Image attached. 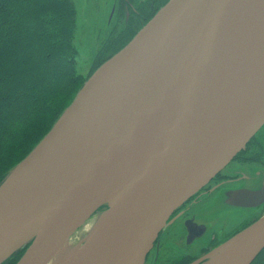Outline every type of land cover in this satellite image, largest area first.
<instances>
[{
  "label": "water",
  "instance_id": "95a60500",
  "mask_svg": "<svg viewBox=\"0 0 264 264\" xmlns=\"http://www.w3.org/2000/svg\"><path fill=\"white\" fill-rule=\"evenodd\" d=\"M263 126L264 0H169L0 182V264L21 250L15 264H47L104 202L69 264H146L175 210ZM255 192L228 195L254 206ZM263 248L264 213L190 264H250Z\"/></svg>",
  "mask_w": 264,
  "mask_h": 264
},
{
  "label": "trees",
  "instance_id": "16d2710c",
  "mask_svg": "<svg viewBox=\"0 0 264 264\" xmlns=\"http://www.w3.org/2000/svg\"><path fill=\"white\" fill-rule=\"evenodd\" d=\"M75 16L72 0H0V182L84 82L75 66ZM63 73L52 85L51 76ZM14 100L20 101L11 115L5 109Z\"/></svg>",
  "mask_w": 264,
  "mask_h": 264
},
{
  "label": "flooded vegetation",
  "instance_id": "af4514ba",
  "mask_svg": "<svg viewBox=\"0 0 264 264\" xmlns=\"http://www.w3.org/2000/svg\"><path fill=\"white\" fill-rule=\"evenodd\" d=\"M94 1L97 2V0ZM168 1L165 0L160 4L162 0H121V15L125 16L126 14L129 17L125 24V27H127L119 36L114 37V35H111L109 37L111 40L105 42L101 53L113 55L120 50ZM114 4H111V16L116 10ZM143 4H148V8L143 6ZM109 5L108 2L107 7ZM105 47L109 50L106 53L103 51ZM101 53L99 55L100 63H103L111 56L101 58ZM263 130L264 126L260 130L261 134L252 136L247 142L246 147L241 149L232 159L231 163L233 161L238 162L240 166H244V170L232 168L231 172H223L224 169L217 172L206 185L184 201L175 210L173 214L175 217L174 221L166 229L164 238L161 239L163 236V232L161 231L162 233L160 232V236L156 239V244L160 248H163L164 251L156 252V254L154 251L151 254L150 251L147 254L146 261H148L149 257H152L153 261L156 258L154 264H190L198 259L200 255H197L199 253L209 252L212 247L224 243L233 235L256 221L264 213V200L258 203L263 197L261 194L263 192L261 190L264 189L263 171L260 167L256 169L255 174L249 172L255 169L258 163L264 168ZM239 188L255 190V194H247L248 197L244 201L258 204L245 206L233 203L239 202L240 198L237 194L231 197L228 195V192ZM222 202H226L228 209L224 208L219 211ZM248 208L258 209L261 214H257L256 212L249 214L245 211ZM243 210L244 212H242ZM224 211L229 212L230 220H222V213ZM210 214L213 215L212 218H209ZM218 216L221 217L219 221L217 220ZM233 220H235L234 223ZM183 247L186 248L184 251L172 257L170 256L168 252L169 248L180 249ZM197 247L200 249L196 254L195 248ZM160 256L165 259L164 262L160 263ZM250 264H264V248Z\"/></svg>",
  "mask_w": 264,
  "mask_h": 264
},
{
  "label": "rangeland",
  "instance_id": "374dc122",
  "mask_svg": "<svg viewBox=\"0 0 264 264\" xmlns=\"http://www.w3.org/2000/svg\"><path fill=\"white\" fill-rule=\"evenodd\" d=\"M164 1L165 0H162V2H160V4H162ZM72 2L74 3L75 10H76L74 44H75V47L77 49V55H76L75 66H76L77 72H79V74L82 76V80H84V82H85L86 79L90 76V74L94 71V69L96 67H98V65L101 64L99 55L101 53V50H102L105 42L111 40V39H109V37L111 35H114V37H115V36H119L120 34H122L123 30L126 29V27H127V26L125 27V24H126L127 20L129 19V17H127L126 14H125V16L121 15V10H120L121 0H97V2L94 0H72ZM108 2L110 5L107 7ZM111 4H114L115 9H116L113 12L112 16H111V12H112ZM143 6L148 8V4H143ZM105 8H106V11L104 12ZM114 37H112V39H114ZM103 51L106 53L109 50L106 49V47H105ZM110 55L101 53V58H105V57H108ZM60 60H61V58L58 61L56 60V62H59ZM17 63H19V60H17V61L14 60L10 64L17 65ZM63 75H64V73L62 75L59 74L56 77L51 76L50 80L52 79L51 80L52 85L55 86V85H57V83H60L61 81H63L65 79V77H63ZM23 81H30V79L25 78ZM1 86L5 87V85H3L2 83L0 84V87ZM11 86L12 85L6 86V88L11 87ZM76 94H75V96H76ZM19 101L20 100H14L12 105L9 108L5 109V112H7L11 115L16 113L15 106H17L16 104H18ZM262 133H264V130L262 131ZM257 134L260 135L261 131H259L255 135L257 136ZM260 167H261V170L263 171V174H264V168L259 163L256 164L255 169H252L249 172L252 174H255L256 169L260 168ZM232 168H238V169L244 170V166H240V164L238 162L233 161V163H231L226 168H224L223 172H228ZM224 197H225V195H224ZM224 208L226 210L228 209L226 202H222L220 204L219 211L224 209ZM245 211H247L249 214H251L252 212H256L257 214H261V212L255 208H248ZM242 212H244V210ZM263 212H264V210H263ZM233 214L235 215V213H233ZM229 216H230L229 212L224 211L222 213V220L223 219L230 220ZM212 217H213V215L210 214L209 218H212ZM220 219H221V217L218 216L217 220L219 221ZM234 222H235V220H233V223ZM162 232H163V236L161 237V239L164 238L166 230H162ZM213 248L214 247H212L211 249H213ZM185 249H186L185 247L180 248V249L169 248L168 252L170 253V256L172 257L174 255H177L179 252L184 251ZM199 249H200L199 247L195 248L196 254L199 251ZM153 251L156 254V252L164 251V249L160 248L158 246V244H155V247L151 251V254ZM17 252L14 254L13 257L8 259L3 264H15L17 259L22 254L23 250L19 251L18 253ZM203 254H205V253L201 252L197 256H199V255L201 256ZM154 257H155V255H154ZM155 259L156 258H154V261H155ZM154 261L152 260V257H149L146 264H154ZM164 261H165V259H163L162 256H160V263L164 262Z\"/></svg>",
  "mask_w": 264,
  "mask_h": 264
},
{
  "label": "bare ground",
  "instance_id": "6f19581e",
  "mask_svg": "<svg viewBox=\"0 0 264 264\" xmlns=\"http://www.w3.org/2000/svg\"><path fill=\"white\" fill-rule=\"evenodd\" d=\"M107 204L104 202L70 231L59 252L47 264H69L85 248L87 242L108 218ZM78 226V227H77Z\"/></svg>",
  "mask_w": 264,
  "mask_h": 264
}]
</instances>
